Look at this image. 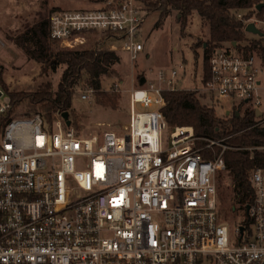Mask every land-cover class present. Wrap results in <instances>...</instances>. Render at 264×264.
<instances>
[{"label": "built area", "instance_id": "2783aa9c", "mask_svg": "<svg viewBox=\"0 0 264 264\" xmlns=\"http://www.w3.org/2000/svg\"><path fill=\"white\" fill-rule=\"evenodd\" d=\"M95 1L82 10L55 9L52 37L75 47L88 32L114 31L138 58L145 49L137 40L142 0ZM250 21L259 26L264 16ZM209 64L210 76L205 79L203 71L202 85L190 89L213 103L229 99L228 110L254 112V125L264 126V53L223 45ZM155 74L157 81L145 85L124 88L117 80L110 87L131 109L121 131L109 126L81 133L62 113L51 119L40 109L4 122L0 264H264V169L248 171V217L224 220L216 177L228 168L225 150L238 147L226 143L228 137H200L193 125L170 126L164 90L178 88L179 69ZM96 91L91 85L82 97ZM4 92L0 87V96ZM139 103L156 108L139 109ZM10 105L8 94L0 115ZM199 138L208 143L198 145Z\"/></svg>", "mask_w": 264, "mask_h": 264}, {"label": "rangeland", "instance_id": "374dc122", "mask_svg": "<svg viewBox=\"0 0 264 264\" xmlns=\"http://www.w3.org/2000/svg\"><path fill=\"white\" fill-rule=\"evenodd\" d=\"M95 2V0H0V67L4 68L3 77L11 90L35 91L40 89L43 83L47 81L52 84L54 90L57 89L66 65L61 64L57 71L41 75L40 63L32 57L30 50L17 43L16 39L19 35L26 34L28 37L26 43L31 47H35L36 37L32 34V28L41 16H49L54 8L86 9L93 6ZM141 4L144 8L142 11L144 20L140 26L137 40L142 39L144 41V51L140 53L138 58L133 60L130 51L126 48L127 40L125 38L116 40L111 38L104 46L106 49L116 51L120 60L112 65L110 73L102 76L101 88L97 89L89 99H84L82 94L91 86L88 84L87 77H83L75 87L73 103L69 111L70 118L73 121L72 124L81 133L100 132L109 128V126H112L111 128L116 131H121L125 124L130 122V107L120 101L117 93L110 90L114 81L123 80L122 87L132 88L145 85L148 79L157 81L155 71L159 69H165L169 72L171 68L176 67L179 69V79L176 81L178 88L190 89L202 85L201 76L204 71L203 47L210 40L209 21L202 17L198 10L194 9L189 17L188 25L183 29L179 9H172L170 14L161 17V11L148 10L142 2ZM248 11V8L240 10L238 17L240 15L244 16ZM263 16V12L260 14L255 13L246 21L257 17L262 18ZM258 25L264 31V23L259 22ZM244 34L247 39L246 41L243 40L242 44L260 38L259 34L247 30ZM88 41L89 35L86 37V42ZM225 44L229 45L230 43L225 42ZM61 46L65 47L63 44ZM195 49L199 53L198 58ZM181 64L186 66L184 70L180 68ZM143 77L146 79L144 83H141ZM0 87L5 91V94L0 96V102L5 103L8 91L1 83ZM101 91L108 94V96H104V100L111 98L114 103L102 101L101 94H98ZM198 96L202 103L213 104L205 94L199 92ZM262 98V109L264 110V91H262ZM232 103L229 99H221L220 102H215L218 114L223 118L229 117L236 111L234 109L228 110ZM32 106L27 104L16 108L12 113L13 117L25 115L26 110L40 109L39 106L33 108ZM138 108L143 110L155 109L156 106L147 108L139 103ZM56 117L57 113L50 118L55 119ZM201 139L199 138L198 141ZM217 146L219 145H214L215 150ZM216 179L220 216L229 222H236L239 218H247L248 212H243L239 208V204L234 201L230 170L228 168L219 170Z\"/></svg>", "mask_w": 264, "mask_h": 264}, {"label": "trees", "instance_id": "16d2710c", "mask_svg": "<svg viewBox=\"0 0 264 264\" xmlns=\"http://www.w3.org/2000/svg\"><path fill=\"white\" fill-rule=\"evenodd\" d=\"M262 2L264 0H142L146 9L161 11V17L170 14L172 9H179L183 29L188 25L194 9L209 21L210 40L203 47L205 79L210 76V56L217 47L227 45L225 42L237 49L244 48L247 53L253 50L264 53V33L260 38L242 44V41L247 39L244 32L249 21L246 20L252 14L264 13V7L261 10L257 8ZM247 8L249 11L241 16L242 18L238 17V12ZM55 9H52V12ZM52 12L49 16H41L32 28V34L36 37L35 47L26 43L28 38L26 34L19 35L16 40L27 47L32 57L40 63L41 75L57 71L61 64H65L62 78L56 90L49 81L44 82L43 86L35 91L11 90L4 80V68L1 66L0 83L8 91L11 105L5 115H0V131L16 108L27 104L33 105L32 108L39 106L49 117L70 110L75 87L83 77L86 76L88 84L99 90L102 86V76L110 73L112 65L120 60L116 51L106 49L104 46L111 38L115 40L120 38V34L114 31L88 32V42L74 48L61 46L60 40L53 38L51 34ZM195 51L198 58L199 53L197 49ZM98 94H101L102 101L113 102L111 98L104 100V96H108L107 92L101 91ZM164 96L166 104L163 112L170 126L193 125L200 137L212 139L228 137L226 143L238 147L227 148L224 155L232 178L234 200L239 204V208L246 212L247 202L253 194L248 181V171L254 166L264 169V126L254 125L255 113L238 115L236 110L229 117L223 118L218 114L215 103L212 105L202 103L194 89L166 88ZM204 138L198 141V145L205 146L208 143ZM216 148L217 152L222 150L221 146ZM202 151L206 157H213L211 149L205 147ZM242 223L248 226L246 221Z\"/></svg>", "mask_w": 264, "mask_h": 264}, {"label": "water", "instance_id": "95a60500", "mask_svg": "<svg viewBox=\"0 0 264 264\" xmlns=\"http://www.w3.org/2000/svg\"><path fill=\"white\" fill-rule=\"evenodd\" d=\"M263 7H264V2L258 4V7H257V8H258L259 10H261ZM246 30H247V31H250V32H253V33H256V34H259V35H261V34L264 33V31H263L259 26H257V24H256L254 21H251V22H249V23L247 24V26H246ZM235 44H236V43H235ZM205 46H206V44H205ZM145 79H146V78L143 77V78L141 79V83H144V82H145ZM228 113H229V112H228ZM258 113H260V110H258ZM237 114L240 115V112L238 111ZM62 116L64 117V119H65V121H66V123H67L68 125H71V124H72V119L70 118V111H69V110H65V111H63V112H62ZM248 207H249V206H248ZM241 229L244 230V226H242Z\"/></svg>", "mask_w": 264, "mask_h": 264}]
</instances>
